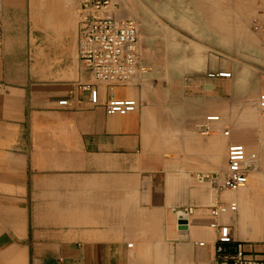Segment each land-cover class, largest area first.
<instances>
[{"label": "crops", "instance_id": "crops-1", "mask_svg": "<svg viewBox=\"0 0 264 264\" xmlns=\"http://www.w3.org/2000/svg\"><path fill=\"white\" fill-rule=\"evenodd\" d=\"M16 2L0 0L4 46L27 27L26 2L21 7L18 0V8ZM200 83L201 92L189 82L169 95L145 80L109 85L85 69L67 85L25 73L7 85L12 97L0 102V126H11V137H28L14 156L27 161V201L33 202L27 215L33 225L23 246L12 247L11 260L22 251L26 264H233L240 247L264 263V118L235 137L223 135L218 121L215 133L202 134L209 111L225 112L228 93L236 103L245 93L238 80L235 90L222 78ZM112 96L133 98L138 107L107 114ZM232 142L255 157L246 164V186L231 192L222 182ZM232 201L237 210L218 222L229 227L233 246L219 255L209 208Z\"/></svg>", "mask_w": 264, "mask_h": 264}, {"label": "rangeland", "instance_id": "rangeland-1", "mask_svg": "<svg viewBox=\"0 0 264 264\" xmlns=\"http://www.w3.org/2000/svg\"><path fill=\"white\" fill-rule=\"evenodd\" d=\"M22 2L21 7L25 3L28 8L27 27L15 30V37L7 46L3 45L2 33L0 44V102L4 103L12 97L11 88L6 86L17 84L21 73L37 81L67 85L86 69L76 53L81 31L79 0H68L66 7L62 1ZM113 2L120 18L132 19L137 25L138 53L149 67L145 81L151 86L163 88L171 95L172 91L187 90L189 82H195L194 88L201 92L203 86L199 81L215 83L219 78L235 90L238 80V88L245 93L243 101L236 103L234 93H228V109L225 112L211 110L207 114L221 115L218 125L222 127L221 132L229 130L230 135L226 137H235L243 129L250 131L253 119L264 118V110L258 106L259 87L264 86V38L254 29L255 24L264 26V0ZM199 70H206L205 79L196 77ZM219 70H229L232 75H208L217 74ZM237 74L241 76L237 78ZM255 91L254 100L252 93ZM196 104H203V101L196 99ZM237 105L242 108L237 110ZM237 121L245 125H236ZM12 133L11 126H0V256L4 264H13L12 247L23 246L33 225L32 219L28 222L27 218L29 210L33 211V202L27 201V161L14 156L18 148L28 145V137H11ZM213 176L214 173L210 174L211 178ZM12 208L16 217L10 221L5 213ZM174 220L178 223V217ZM15 258L17 264H26L22 251Z\"/></svg>", "mask_w": 264, "mask_h": 264}, {"label": "built area", "instance_id": "built-area-1", "mask_svg": "<svg viewBox=\"0 0 264 264\" xmlns=\"http://www.w3.org/2000/svg\"><path fill=\"white\" fill-rule=\"evenodd\" d=\"M81 31L79 35L77 56L82 65L97 81L109 85L136 83L145 80L149 67L141 60L138 53V28L134 20L120 18L113 0H79ZM254 29L264 38V26L255 24ZM2 28L0 22V44ZM229 77V75L225 76ZM60 104H65L62 100ZM258 105L264 109V91L258 96ZM138 101L133 98L109 97L105 103L107 114L124 115L134 112ZM219 121L218 115H207L202 134L214 131L212 124ZM223 135H229L224 130ZM244 144L232 142L227 147V167L222 182L223 189L236 191L246 186L248 174L246 164L254 159ZM237 210L235 201L219 203L209 208L212 217L210 227L216 231L215 251L219 255L229 254L233 238L227 225L218 222L222 214ZM188 210L185 213L188 214ZM202 244V243H200ZM233 264H264L246 257L240 247L233 253Z\"/></svg>", "mask_w": 264, "mask_h": 264}, {"label": "bare ground", "instance_id": "bare-ground-1", "mask_svg": "<svg viewBox=\"0 0 264 264\" xmlns=\"http://www.w3.org/2000/svg\"><path fill=\"white\" fill-rule=\"evenodd\" d=\"M60 1H62L63 2V4H64V6L66 7V2H68V0H42V2H45V3H52V2H60ZM238 2H239V0H238ZM262 2V1H261ZM73 3V2H72ZM168 5V4H167ZM237 5H239V3H237ZM63 6V7H64ZM162 7H164V6H162ZM165 8V7H164ZM66 9V8H65ZM184 9V8H183ZM197 9V8H196ZM123 10V9H122ZM77 11V10H76ZM156 11V10H155ZM158 11V10H157ZM167 11V10H166ZM173 11V10H172ZM180 11V10H179ZM196 11H198V9L196 10ZM78 12V11H77ZM120 12H121V10H120ZM123 12V11H122ZM133 12H135L136 13V11H133ZM162 12V11H161ZM168 12V11H167ZM167 12H166V15H167ZM200 12V11H199ZM198 12V13H199ZM157 13V12H156ZM163 13V12H162ZM161 13V14H162ZM171 13H173V12H171ZM52 14V13H51ZM121 14V13H120ZM191 14V13H190ZM201 14V13H200ZM62 15V14H61ZM60 15V16H61ZM131 15V14H130ZM211 15V14H210ZM54 16V15H53ZM124 16V15H123ZM160 16V15H159ZM164 16V15H163ZM172 16V15H171ZM181 16V15H180ZM55 17V16H54ZM134 17V16H133ZM137 17H138V15H137ZM181 17H183V15L181 16ZM180 17V18H181ZM164 18V17H163ZM186 18V17H185ZM184 17H183V19H185ZM138 19H140L139 17H138ZM171 19H173V18H171ZM193 19V18H192ZM192 19H191V21H192ZM70 20H71V17H70ZM141 20V19H140ZM166 20V19H165ZM167 20H169L170 21V19H168L167 18ZM187 19H185V21H186ZM47 21V20H46ZM141 21H143V20H141ZM156 21V20H155ZM174 21V20H173ZM180 21V20H179ZM181 21H183L182 19H181ZM49 22V21H48ZM61 22V21H60ZM163 22V21H162ZM171 22V21H170ZM186 22H188V21H186ZM263 22H264V20H263ZM50 23V22H49ZM144 23V22H143ZM146 23V22H145ZM157 23H158V21H157ZM173 23V22H172ZM192 23V22H191ZM66 25H67V23H66ZM47 26V25H46ZM164 26V25H163ZM55 27V26H54ZM71 27V26H70ZM60 30V29H59ZM61 32V31H60ZM77 34V33H76ZM57 35V34H56ZM60 35H61V33H60ZM73 39V38H72ZM74 47V46H73ZM77 51V50H76ZM77 53V52H76ZM11 59V58H10ZM12 62V61H11ZM8 64H10V63H8ZM16 64H18V63H16ZM7 66V65H6ZM15 66V65H14ZM13 66V67H14ZM11 68V67H10ZM14 69V68H13ZM15 70V69H14ZM227 75H229L230 76V73L228 72V71H226V70H224V71H218L217 72V76H220V77H225V76H227ZM210 76H215V74H210ZM259 106V105H258ZM264 114V113H263ZM210 115H215L214 113L213 114H210ZM218 115V117H219V120H220V116H219V114H217ZM213 133H215V132H213ZM212 133V134H213ZM252 163V162H251ZM248 164V163H247ZM244 188V187H243ZM242 189V188H241ZM226 192V191H225ZM232 192V191H231ZM230 192V193H231ZM54 204V203H53ZM69 204H70V202H69ZM73 204V203H72ZM10 205V204H9ZM67 205V204H66ZM12 207V206H11ZM19 207V206H18ZM17 207V208H18ZM55 207V206H54ZM77 207V206H76ZM5 208H6V206H5ZM16 208V209H17ZM66 208V207H65ZM72 208V207H71ZM75 208V207H74ZM73 208V209H74ZM2 211V210H1ZM66 211V210H65ZM3 212V211H2ZM47 212H48V209H47ZM74 212H76V211H74ZM50 213V212H49ZM5 215H6V217H7V219L8 220H10V221H13V219L16 217V213H15V209H9V211L7 212V213H5ZM18 216H19V214H18ZM47 216H49V215H47ZM0 217H2V214L0 213ZM3 217H4V215H3ZM12 223V222H11ZM45 224H47V223H45ZM46 226V225H45ZM17 258H15L14 260H13V264L14 263H16L15 261H18V260H16ZM17 264V263H16Z\"/></svg>", "mask_w": 264, "mask_h": 264}]
</instances>
